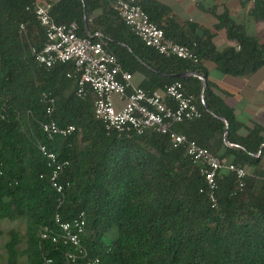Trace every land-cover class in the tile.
I'll list each match as a JSON object with an SVG mask.
<instances>
[{"label":"trees","instance_id":"1","mask_svg":"<svg viewBox=\"0 0 264 264\" xmlns=\"http://www.w3.org/2000/svg\"><path fill=\"white\" fill-rule=\"evenodd\" d=\"M135 1L167 40L191 48L198 63L146 47L109 0H0V221L24 224L23 233L9 231L7 263L25 258L27 264H66L64 253L72 249L41 241L40 233L56 231V216L71 222L83 214L82 245L102 264H264V130L237 120L204 68L210 62L222 76L253 75L264 68V44L227 12L212 10L214 29L231 42L217 52L208 30L179 25L156 0ZM250 2L254 19L264 20V0ZM37 4L50 6L56 25L75 23L78 37L98 42L99 36L132 80L141 77L136 87L153 93L181 83L200 118L173 131L223 165L245 170L242 188L234 174L220 171L213 204L202 166L184 148L172 149L166 136L151 130L108 131L95 117V94L87 89L78 96L72 63L51 69L36 63L31 50H41L46 39ZM186 73L205 79L203 100L199 79L177 78ZM219 118L227 123L233 149L224 145L226 127ZM49 121L74 131L49 139L41 130ZM38 145L69 164L59 179L63 196L49 184Z\"/></svg>","mask_w":264,"mask_h":264},{"label":"built area","instance_id":"2","mask_svg":"<svg viewBox=\"0 0 264 264\" xmlns=\"http://www.w3.org/2000/svg\"><path fill=\"white\" fill-rule=\"evenodd\" d=\"M113 10L141 42L159 55L177 58L193 64L198 63V56L189 47L167 40L162 30L152 24L147 14L135 0H109ZM49 5L37 4L34 13L40 26L45 31V44L41 50H31L36 63L51 69L56 64H70L75 68L77 76V94L81 96L90 89L96 96L94 114L108 131L124 133L134 130L139 135L151 130L166 136L172 149L184 148L193 164L201 165L210 201L214 204L217 190V174L226 170L235 175L239 187L246 177L245 170L234 165H223L220 160L206 149L184 136L173 131V126L183 122L198 120L200 112L191 95L185 93L181 83L175 82L163 92L148 93L133 85L132 75L123 71L116 57L105 48L99 39L77 36V25H56L50 17ZM70 78V75H67ZM49 113V111H48ZM42 132L49 138L67 137L74 128H59L55 122L49 121L41 126ZM38 151L50 169L49 184L60 196H63V185L60 176L68 167L67 161H59L56 154L45 145H38ZM56 231L47 228L40 233L41 241H48L55 246L71 248L64 253L66 264H102L99 259H90L83 247L85 220L83 214L71 222H62L58 216L54 219ZM45 260L44 264H50Z\"/></svg>","mask_w":264,"mask_h":264},{"label":"crops","instance_id":"3","mask_svg":"<svg viewBox=\"0 0 264 264\" xmlns=\"http://www.w3.org/2000/svg\"><path fill=\"white\" fill-rule=\"evenodd\" d=\"M170 11L172 18L179 25L192 24L198 31L208 30L213 35V44L217 52L231 46L223 31H216L217 15L227 12L238 25L245 28L249 37L264 44V20H255L251 12L250 0H156ZM201 5L202 10L198 8ZM186 32L187 29L185 28ZM207 80L218 88V95L234 111L237 120L245 126L256 124L264 130V68L247 77L231 78L222 76L213 63L204 65ZM141 77L132 80L133 85L141 83Z\"/></svg>","mask_w":264,"mask_h":264},{"label":"rangeland","instance_id":"4","mask_svg":"<svg viewBox=\"0 0 264 264\" xmlns=\"http://www.w3.org/2000/svg\"><path fill=\"white\" fill-rule=\"evenodd\" d=\"M11 230H15L20 233H23L24 224L0 221V264H8L4 246L6 242L8 241V234H9V231ZM16 264H27V262L25 258H21L17 261Z\"/></svg>","mask_w":264,"mask_h":264},{"label":"water","instance_id":"5","mask_svg":"<svg viewBox=\"0 0 264 264\" xmlns=\"http://www.w3.org/2000/svg\"><path fill=\"white\" fill-rule=\"evenodd\" d=\"M190 77H193V78H197L201 81V83L203 84V88H202V100H203V95H204V89H205V86H206V81L203 77L201 76H198L197 74L195 73H186V74H182V75H179L177 76L178 79H186V78H190ZM206 108V107H205ZM206 111H208V109L206 108ZM219 120L225 125L226 129H225V138H224V145L227 147V148H230V149H233L235 148V146L231 145L228 141H227V135H226V131H227V123L224 119L222 118H219Z\"/></svg>","mask_w":264,"mask_h":264}]
</instances>
